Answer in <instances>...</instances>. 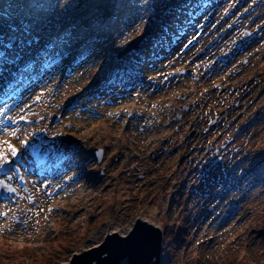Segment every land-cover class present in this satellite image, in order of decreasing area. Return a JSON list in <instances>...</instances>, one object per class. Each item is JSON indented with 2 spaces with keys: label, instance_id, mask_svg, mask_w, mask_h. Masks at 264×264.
Masks as SVG:
<instances>
[{
  "label": "rangeland",
  "instance_id": "rangeland-1",
  "mask_svg": "<svg viewBox=\"0 0 264 264\" xmlns=\"http://www.w3.org/2000/svg\"><path fill=\"white\" fill-rule=\"evenodd\" d=\"M71 1L61 0L57 6L52 0H32L28 9L19 14L32 18L33 14L38 16L40 11H46V16L58 24L66 20L67 13L75 20L83 15L82 20L96 26H101L106 20L103 26L107 29L104 31L115 29L113 42L104 44L106 56L119 51L136 37L143 38L147 31H153V35L157 36L161 32L159 20L164 6L182 2L156 0L155 10L150 5L137 10L130 19L132 23L129 20L123 27L115 16L105 18L106 13L98 14L92 8L101 3L109 5L110 9L119 8L124 0H84L81 6H74ZM194 3L196 0H192L190 6ZM53 7L57 12L55 16ZM14 16L6 17L11 19ZM108 20H111L110 23ZM249 21L250 18L243 24L246 26ZM234 35L235 32H232L231 37ZM143 44L147 43L140 39V45ZM250 49L249 54H241L236 62L232 61L221 69L210 73L200 71L204 75L202 80L210 81L208 85L200 86L195 79L181 77L170 85H163L156 93H148V89L113 106L103 105L99 113L91 116L71 113L67 119L75 124L74 128L68 129L69 122L66 125L61 122L53 124L49 132H61L69 144L82 142L80 157L89 156L93 161L87 170H103L104 176L100 183L88 184L82 180L54 197L47 196L39 185L36 186L34 193L38 205L22 202L29 229L19 224L18 220H13L10 213L6 218L0 216V264H63L74 252L102 243L112 231L126 235L138 218H144L161 229L163 246L167 242L165 251H161L166 263L172 260V264H264V236L258 235L264 230V186L245 198L237 210L240 215L234 217L238 216L240 220L220 218L209 225L211 218L200 219L217 203L216 198L211 199L205 194L208 190L206 176L222 174L225 160L227 165L237 158L243 160V167L235 168L237 173L243 172L250 164L255 168L252 160H259L263 164L253 177L263 172L264 117L255 128L247 126L242 135L234 128L249 123L256 112L264 115V46L255 52L253 43ZM175 56L168 53L156 62L155 69L158 72L173 71L187 63L186 58ZM243 58H247V62H243ZM99 64V61H90L85 69L78 70L71 79L65 80L52 99L53 105L56 98V101L70 99L82 85L94 81L109 69V61L104 67ZM216 79H224L228 81L224 83L239 87V94L230 90L222 94L210 93ZM245 83L248 86L242 87ZM48 90L46 93L39 92L42 95V102L38 105L40 112L43 108L50 109L47 108L50 99ZM182 93H185L183 99ZM160 101V105L154 104ZM166 102L171 106L170 114L166 113ZM195 102L198 107L193 105ZM113 108H143L146 119L160 110L165 118L154 129L144 132L135 123L126 126L123 120L111 115L109 110ZM55 112V107L53 112H47V123ZM177 114L183 116L182 119L177 118ZM210 117L215 121L222 118L217 126L219 129L232 127L229 134L215 140V135L222 131L209 132ZM229 135L231 140L226 138ZM10 142H17L15 136L5 140L0 137V144L8 147ZM223 144H227L225 148ZM95 147L103 148L99 161ZM195 187L201 190H195ZM50 203L58 204L60 209L49 211L47 205ZM183 226L185 229L181 236L185 239L184 242L178 241L179 246L176 232Z\"/></svg>",
  "mask_w": 264,
  "mask_h": 264
},
{
  "label": "water",
  "instance_id": "water-1",
  "mask_svg": "<svg viewBox=\"0 0 264 264\" xmlns=\"http://www.w3.org/2000/svg\"><path fill=\"white\" fill-rule=\"evenodd\" d=\"M150 221L142 220L138 218L132 225L129 232L133 231L137 226L144 223L152 226L155 231H150L140 238L139 245H131L128 239H122L123 235L117 231L109 233L104 241L99 245L89 247L83 251L74 253L69 261L65 264H120L122 261H127V264H139L142 262H148L151 253H156L158 258L153 264H158L160 261V253L162 249L163 234L161 229ZM135 231V230H134ZM130 232V233H131ZM126 234V235H127ZM142 247H141V246ZM147 248L149 255H143V249ZM109 249V261L107 258H103L105 250ZM129 250V257H122L124 251ZM148 256V257H147ZM148 264V263H147Z\"/></svg>",
  "mask_w": 264,
  "mask_h": 264
},
{
  "label": "bare ground",
  "instance_id": "bare-ground-1",
  "mask_svg": "<svg viewBox=\"0 0 264 264\" xmlns=\"http://www.w3.org/2000/svg\"><path fill=\"white\" fill-rule=\"evenodd\" d=\"M216 49V48H215ZM215 49H213V50H215ZM209 54H211L212 56H214L215 54H217V52L216 53H214V52H209ZM77 213H75L74 215H76ZM215 214H216V211H214V210H211L210 212H209V216L210 217H213V216H215ZM143 221L144 220H146V219H142ZM188 220V219H187ZM148 221V220H147ZM149 223H151V222H149ZM132 230V229H131ZM135 230V231H134ZM131 233L129 232V234H127V235H123V237H122V239H128V242H129V244H131V245H139V243H140V238L142 237V236H144L145 234L147 235L150 231H155L154 230V228L152 227V226H150V225H148V224H146V223H144V224H142V225H140V226H137L135 229H134ZM141 246V245H140ZM142 247V246H141ZM143 249V248H142ZM111 252L109 251V249H107V250H105V252H104V254L102 255V257L103 258H107V260L106 261H109V254H110ZM143 255H149L148 254V250H147V248H145V249H143ZM130 256V254H129V250H126V251H124L123 252V254H122V257H129ZM148 257V256H147ZM158 258V256H157V254L156 253H151L150 254V259L148 260V262H142V263H139V264H153V262L156 260Z\"/></svg>",
  "mask_w": 264,
  "mask_h": 264
},
{
  "label": "snow or ice",
  "instance_id": "snow-or-ice-1",
  "mask_svg": "<svg viewBox=\"0 0 264 264\" xmlns=\"http://www.w3.org/2000/svg\"><path fill=\"white\" fill-rule=\"evenodd\" d=\"M23 119V117H22ZM16 133L13 132V135H15ZM25 144H27V141H24ZM9 151L11 152L12 156H16L18 153V149H16L14 146L9 144ZM4 163H7V159H6V153L4 152H0V167L3 166ZM0 183H3L2 181H0ZM11 191H15V189H12Z\"/></svg>",
  "mask_w": 264,
  "mask_h": 264
}]
</instances>
